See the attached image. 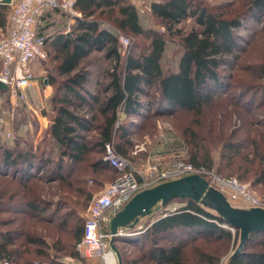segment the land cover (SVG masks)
<instances>
[{
  "label": "rangeland",
  "instance_id": "rangeland-1",
  "mask_svg": "<svg viewBox=\"0 0 264 264\" xmlns=\"http://www.w3.org/2000/svg\"><path fill=\"white\" fill-rule=\"evenodd\" d=\"M159 1L163 0H150V3ZM196 2L215 14L238 18L241 22V26L234 29V53L222 57L218 69L222 89L216 90L211 105L196 115L168 107L162 101L158 82L145 83L144 93L139 96L141 106L134 115L127 117L123 112L119 113L113 145L116 149L123 128L132 143V146H127L129 153L125 158L143 176L148 177L154 167L160 172L176 162L192 164L190 161L195 155L203 164L200 167L211 166L208 170H215L225 178L237 179L254 195L264 199V180L258 181L259 172L264 169V7H253L252 0ZM11 12L12 8L7 7V22L5 26L0 24V36L11 25ZM47 12L37 20L35 29L38 33L47 38L60 32L76 33L74 20L79 16L78 12L75 16ZM148 13L143 20L145 29L165 33L166 47L161 59L163 71L165 74L175 73L183 53L182 34L201 27L191 17L167 30L159 19ZM101 18L102 26L112 30L118 38L120 35L130 38L126 46L120 42L119 71L130 55L139 56L149 51V40L123 32L108 18ZM45 49L46 58L32 62L31 72L35 81L38 80L45 89L46 99L30 94V98L21 101L8 90H0V234L9 232L13 240L9 249L16 255L14 264L37 260L53 264L55 259L99 264L97 259H83L79 252L78 258L72 255L77 250L73 227L77 220L85 226L93 199L119 174L108 167L105 152L99 144L103 123L100 117L95 121L94 129L78 130L72 135L83 140L90 149L84 162H72L65 149L50 136V116L56 113L57 106L51 100L57 84L49 85V77L56 76L57 61L49 44ZM106 55L107 50H95L81 67L90 72L89 82L80 90L88 100L92 101V95H99L103 101L110 94L105 93L111 81L108 73L117 64ZM2 72L3 67L0 66V74ZM92 106V110L89 107H72L71 110L92 120L93 115L97 117L95 109L98 107L95 103ZM5 150L14 156L31 151L34 155L26 159L22 156L19 167H2ZM102 159L105 166L96 167ZM33 202L39 210H31ZM232 204L252 207L242 201ZM159 206L141 219L135 229H124L123 234L116 238L115 246L122 258L134 261V264H155L148 256L152 250L171 246L169 240L145 238L143 232L158 217L176 212L185 203L173 201L165 207ZM192 236L193 239L180 235L186 245L187 258L192 263H197L198 251H204L217 255L218 264H229L239 243V237L235 241V238ZM130 240H138L139 243L133 244ZM247 250L259 252L264 250V246L256 243L248 246Z\"/></svg>",
  "mask_w": 264,
  "mask_h": 264
},
{
  "label": "trees",
  "instance_id": "trees-1",
  "mask_svg": "<svg viewBox=\"0 0 264 264\" xmlns=\"http://www.w3.org/2000/svg\"><path fill=\"white\" fill-rule=\"evenodd\" d=\"M252 5L263 8L264 0H252ZM6 11V6L0 8V24L2 26H5L7 22ZM53 11L67 15L60 10ZM75 11L79 13V16H75V34L68 35L60 32L49 38L43 33L39 34L45 36L46 48L49 44L53 50V57L57 61L56 76L49 77V85L57 84L56 93L51 100L57 104L56 113L50 116L49 133L52 139L65 149L70 160L76 163L84 162L90 149L83 140L72 135L78 130L90 131L94 129L95 121H98L100 117L103 123L100 127L102 130L99 144L105 152V144L114 139V128L119 119V113L123 112L125 116L130 117L141 106L139 96L144 93L145 83L151 85L155 81L158 82L162 101L168 107L178 108L196 115L201 114L204 108L211 105L215 99L214 92L222 89L218 69L222 64V57L234 53V29L241 26L238 18H225L221 14H215L207 7L197 3L196 0L151 2V11L148 14L159 19L167 30H171L191 17L195 18L201 27L199 30L182 34L183 53L178 71L165 74L161 65L166 47L165 33L145 29L143 20L147 13L142 14L133 0H77ZM101 17L108 18L123 32L149 40V51L139 56L130 55L123 69L119 71L120 41L112 30L102 26ZM100 49L107 50L106 56L114 59L117 65L108 73L111 81L105 88V93H110L109 96L102 101L101 96L92 95L91 101L80 91L90 80V72L82 70L81 67L92 52ZM0 66L2 67L1 60ZM92 103L98 106L95 109L97 117L93 115L92 120L80 117L71 110L72 107H89L92 110ZM122 130L123 132L118 136L119 143L116 144V151L125 157L129 153L127 146H132V143L128 140L127 131L123 128ZM29 155L33 156L34 154L31 151L22 156L26 159ZM22 156H14L12 152L5 150L1 165L8 168L19 167V159ZM190 162L197 167L203 166L197 161L195 155L192 156ZM95 166H105V161L102 159ZM108 167L114 173H118L110 165ZM206 168L211 169V166ZM263 180L264 169L259 172L258 176V181ZM173 201L185 203V206L176 212L158 217L143 232L145 238L154 237L171 242L170 247L154 248L148 255L149 258L155 264H218L217 255L204 251H198L197 263L190 262L186 255V245L180 235L185 234L191 239H193L192 235L194 238L197 236L228 238L229 240L235 238L236 241L239 231L234 229L232 232L223 218L191 199ZM30 206L31 210H39L35 202ZM158 207L160 206H157L155 210ZM84 227L80 225L79 220L74 223L76 247L83 238ZM130 242L137 245L139 243L138 240H130ZM256 243L264 246V232L253 233L244 252L230 259L229 264H264V250L259 252L247 250L248 246ZM12 244L13 240L9 232L0 234V261L8 260L14 264L16 255L9 249ZM78 252L77 249L72 255L78 258L80 253ZM49 263L52 264V262ZM26 264H33V262ZM53 264L63 263L55 259ZM122 264H134V261L129 262L123 257Z\"/></svg>",
  "mask_w": 264,
  "mask_h": 264
},
{
  "label": "built area",
  "instance_id": "built-area-1",
  "mask_svg": "<svg viewBox=\"0 0 264 264\" xmlns=\"http://www.w3.org/2000/svg\"><path fill=\"white\" fill-rule=\"evenodd\" d=\"M76 1L10 0L7 2L0 0V8L3 6L12 8L9 16L11 29L7 34L0 36V60L3 67L0 81L9 86L8 91L12 96L20 98L21 101L28 99V90L34 86L35 82L31 64L36 60L46 58V38L35 29L38 18L49 10H60L75 16L77 13L75 11ZM133 1L142 14L151 11L150 0ZM119 39L124 46L130 43V38L124 35H120ZM105 161L116 169L119 175L93 199L85 222L83 238L77 245V249L83 257L97 259L99 264H119L117 254L111 245L110 224L112 218L137 193L162 182L190 174H199L224 193L231 203L242 201L252 207L264 208V199L254 195L247 186L241 185L237 179L225 178L204 167H196L180 161L160 172L157 167L151 168V174L145 177L131 166L129 160L117 153L113 142L105 144ZM122 234L123 230L119 231L117 237ZM64 262L83 264L74 259H66ZM0 264H11V262L3 260ZM33 264L50 263L37 260Z\"/></svg>",
  "mask_w": 264,
  "mask_h": 264
},
{
  "label": "water",
  "instance_id": "water-1",
  "mask_svg": "<svg viewBox=\"0 0 264 264\" xmlns=\"http://www.w3.org/2000/svg\"><path fill=\"white\" fill-rule=\"evenodd\" d=\"M9 2L10 0H6ZM47 83V82H45ZM9 86L0 81V90ZM191 199L208 211L224 219L227 226L239 231V243L230 259L244 252L253 233L264 232V208H242L233 205L224 193L215 188L199 174H190L168 180L137 193L111 220V245L116 252L119 264L122 257L115 246L119 231L135 229L141 219L146 218L159 205L167 206L173 200Z\"/></svg>",
  "mask_w": 264,
  "mask_h": 264
},
{
  "label": "crops",
  "instance_id": "crops-1",
  "mask_svg": "<svg viewBox=\"0 0 264 264\" xmlns=\"http://www.w3.org/2000/svg\"><path fill=\"white\" fill-rule=\"evenodd\" d=\"M48 12H56V11H48ZM47 12V13H48ZM75 21V20H74ZM10 29H11V25L9 26V28L7 29V32L6 33H8L9 31H10ZM5 33V34H6ZM40 33V32H39ZM32 94H35V95H39L40 96V98L42 99V100H44V99H46V91H45V89L44 88H42L41 87V85L38 83V80H36L35 82H34V86L30 89V90H28V98H30V96ZM1 262V261H0ZM61 262L64 264L65 262L63 261V260H61ZM79 262H81V261H79ZM11 264H12V262H11Z\"/></svg>",
  "mask_w": 264,
  "mask_h": 264
}]
</instances>
